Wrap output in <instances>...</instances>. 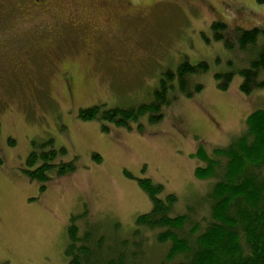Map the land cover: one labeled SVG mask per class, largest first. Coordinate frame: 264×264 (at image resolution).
Here are the masks:
<instances>
[{
	"label": "rangeland",
	"instance_id": "rangeland-1",
	"mask_svg": "<svg viewBox=\"0 0 264 264\" xmlns=\"http://www.w3.org/2000/svg\"><path fill=\"white\" fill-rule=\"evenodd\" d=\"M20 1L0 0V28L16 22L10 15ZM164 2H136L141 11L114 22L103 55L93 63H85L81 49L57 59L59 46L38 47L22 23L27 31L19 41L0 46V264H67L66 230L74 215L80 227L88 217L100 221L107 234L115 233L116 222L120 231L131 229L134 218L150 209L137 184L141 178L177 196L176 214L188 205L197 213L194 221L205 214L200 208L212 180L194 178L204 161L191 155L199 143L207 152L226 147L243 131L245 118L264 109V90L241 94L237 73L226 90L218 87L214 74L236 70L245 56L216 40L211 22L230 30L263 26L264 0ZM184 59L205 61L209 71L199 78L202 90L179 99L164 120H142L140 131L113 124L104 131L98 122L77 118L79 109L93 105L126 108L146 101L159 75ZM64 74L73 78L71 97L65 81L72 78L63 80ZM47 139L66 150L55 160L71 161L73 169L59 178L48 171V186L40 192L23 166L31 147Z\"/></svg>",
	"mask_w": 264,
	"mask_h": 264
},
{
	"label": "trees",
	"instance_id": "trees-1",
	"mask_svg": "<svg viewBox=\"0 0 264 264\" xmlns=\"http://www.w3.org/2000/svg\"><path fill=\"white\" fill-rule=\"evenodd\" d=\"M210 28L216 40H224L229 50L245 56L236 70L214 74L218 87L226 90L237 73L241 94L264 90V25L230 30L214 20ZM208 71L207 62L191 64L184 59L159 75L146 101L126 108L93 105L79 109L77 118L98 122L104 131L112 124L124 129L134 125L140 131L142 120L156 124L179 99L192 98L202 90L199 78ZM52 141L31 147L24 160V174L40 192L47 188L50 172L58 177L73 169L71 161L55 160L56 154L66 150L56 148ZM194 157L204 161L194 169V178L212 180L199 223L192 219L197 213L191 205L176 214L177 196L165 192L163 184L141 178L137 184L149 199L150 209L134 218L131 229L120 231L116 222L112 225L115 233L107 234L100 221L89 222L88 217L80 227L76 224L79 215L71 216L64 249L67 264H264V109L250 113L243 131L226 147L207 152L199 144ZM92 158L101 161L96 153Z\"/></svg>",
	"mask_w": 264,
	"mask_h": 264
},
{
	"label": "flooded vegetation",
	"instance_id": "flooded-vegetation-1",
	"mask_svg": "<svg viewBox=\"0 0 264 264\" xmlns=\"http://www.w3.org/2000/svg\"><path fill=\"white\" fill-rule=\"evenodd\" d=\"M140 1L143 0H21L22 7H17V11L10 15L16 22L0 28V46L17 43L21 31L31 30L27 34L38 40L34 43L38 47L42 48L39 44L46 45L49 42L59 46L60 51L55 52L57 59L81 49L85 63H93L103 55L105 48L102 45L115 30L114 22L141 11L135 6ZM144 1L157 5L175 0ZM20 23L23 27L28 26L27 30L22 29ZM106 59L112 61L111 57ZM61 77L63 80L69 78L65 74ZM72 82L73 78L65 81L69 97V85Z\"/></svg>",
	"mask_w": 264,
	"mask_h": 264
}]
</instances>
